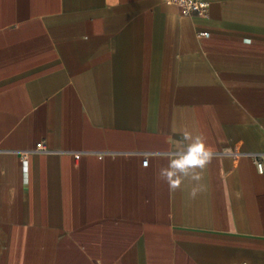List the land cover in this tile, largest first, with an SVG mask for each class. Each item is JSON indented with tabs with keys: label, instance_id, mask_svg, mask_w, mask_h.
Segmentation results:
<instances>
[{
	"label": "crops",
	"instance_id": "0c3cea01",
	"mask_svg": "<svg viewBox=\"0 0 264 264\" xmlns=\"http://www.w3.org/2000/svg\"><path fill=\"white\" fill-rule=\"evenodd\" d=\"M207 1L0 0V264H264V0Z\"/></svg>",
	"mask_w": 264,
	"mask_h": 264
},
{
	"label": "clouds",
	"instance_id": "9594fccd",
	"mask_svg": "<svg viewBox=\"0 0 264 264\" xmlns=\"http://www.w3.org/2000/svg\"><path fill=\"white\" fill-rule=\"evenodd\" d=\"M180 134L182 139L176 142L174 151L157 154L160 158L167 159L168 163L167 166L159 167L155 175L172 190L180 189L185 179L194 181L195 184L189 193L194 199L204 188L200 183L202 170L218 154L211 150L201 136H193L187 129Z\"/></svg>",
	"mask_w": 264,
	"mask_h": 264
},
{
	"label": "built area",
	"instance_id": "2783aa9c",
	"mask_svg": "<svg viewBox=\"0 0 264 264\" xmlns=\"http://www.w3.org/2000/svg\"><path fill=\"white\" fill-rule=\"evenodd\" d=\"M166 3L177 6L181 14L184 16H202L207 17L210 10V2L207 0H164ZM198 37L209 36L207 31L198 32ZM38 150H45V146H39ZM26 159V155L23 156V160ZM148 160H144V164H147ZM255 163L259 172L264 171V159L262 155L258 154L255 157Z\"/></svg>",
	"mask_w": 264,
	"mask_h": 264
}]
</instances>
